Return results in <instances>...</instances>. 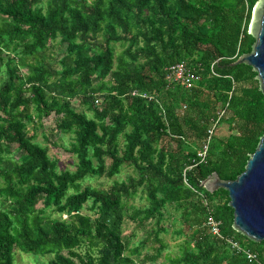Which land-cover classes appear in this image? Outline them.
Here are the masks:
<instances>
[{
	"label": "trees",
	"instance_id": "trees-1",
	"mask_svg": "<svg viewBox=\"0 0 264 264\" xmlns=\"http://www.w3.org/2000/svg\"><path fill=\"white\" fill-rule=\"evenodd\" d=\"M257 2L0 0V264H15V247L54 254L49 264H137L150 237L159 246L141 261L155 262L166 247L169 206L179 224L174 239H182L171 264H264V241L234 227L228 191L202 185L214 172L236 179L264 135L257 72L233 64L252 50ZM56 43L65 45L57 60L49 53ZM178 62L201 73L190 89L167 80V67ZM221 112L201 161L198 150ZM53 114L57 130L74 134L66 148L77 158L74 170L58 171L30 132ZM223 126L227 133L218 134ZM126 167L136 175L90 183ZM140 190L147 203L130 217L137 227L155 226L131 246L125 202Z\"/></svg>",
	"mask_w": 264,
	"mask_h": 264
},
{
	"label": "rangeland",
	"instance_id": "rangeland-1",
	"mask_svg": "<svg viewBox=\"0 0 264 264\" xmlns=\"http://www.w3.org/2000/svg\"><path fill=\"white\" fill-rule=\"evenodd\" d=\"M116 53H120L123 49L121 44H116ZM65 45H61L60 43H56L54 48H51L49 53L57 60L58 57L62 55L64 52ZM54 61L53 66L57 67V61ZM26 71V69H24ZM74 107L80 112H86L90 117L93 116L91 110H89L86 106L82 105L78 99H74L72 101ZM98 106L101 103H97ZM57 118L53 114L48 119H45L41 124L39 122L36 123L35 127L37 129H32L30 132H36L35 140L42 145H45L49 148V155L53 159L58 160L57 170H65L70 169L74 170L76 167L77 158L69 153L66 148L70 147L71 142L74 139V134L72 133H65L56 129ZM227 133L226 126H223L218 134ZM15 156V153H14ZM16 156L18 154L16 153ZM135 176L136 173L131 167H126L124 171L114 177L113 179H102L100 181H92L90 182L94 186L101 187L103 184L110 185L113 183L114 179L116 180H126L128 176ZM6 182L3 179H0V187L5 186ZM147 203L146 199L143 197V192L140 190L139 194L135 197L130 199L129 201L125 202V220L123 223V230L124 233L127 235H132L131 246H134L139 243V241L144 240L149 235V232L152 228H154V223L149 221L145 227H137L135 221L130 217L132 210L135 207H142ZM0 204H1V197H0ZM168 213H166L163 224H165L168 228V231L162 232L161 237L166 244V247L160 253V256L155 262H147L146 264H171L170 258L176 257L182 254V248L180 247V243L182 239H174V231L179 228V224L175 222L176 220V213H174V209L169 206L167 208ZM49 213V210L47 211ZM66 215H63V218H66ZM159 246V243L155 241V238L150 237L147 246L143 248L142 255L134 256L137 261V264H145L142 263V259L145 256H151L156 253L155 248ZM87 247L82 246L78 250L81 253L86 251ZM65 254H68V251H64ZM54 254H35V253H28L23 251L20 247H15L13 252V258L15 264H49V262L53 259ZM77 261V259H76Z\"/></svg>",
	"mask_w": 264,
	"mask_h": 264
},
{
	"label": "water",
	"instance_id": "water-1",
	"mask_svg": "<svg viewBox=\"0 0 264 264\" xmlns=\"http://www.w3.org/2000/svg\"><path fill=\"white\" fill-rule=\"evenodd\" d=\"M249 33L255 37L251 52L233 64L251 65L264 93V0H258L254 7ZM202 185L209 192L226 189L234 210L235 229L255 241H264V135L236 179H223L214 172Z\"/></svg>",
	"mask_w": 264,
	"mask_h": 264
},
{
	"label": "built area",
	"instance_id": "built-area-1",
	"mask_svg": "<svg viewBox=\"0 0 264 264\" xmlns=\"http://www.w3.org/2000/svg\"><path fill=\"white\" fill-rule=\"evenodd\" d=\"M201 79H202L201 73L196 68L188 66L185 62H178V63L172 64V65L167 67V80H168L169 84H178L182 87L190 89L193 86H195L196 83L198 81H200ZM133 94L139 95L142 97H148L149 99L154 98V96H149L146 93H140L138 91H134ZM99 102H100V100L97 99L96 103H99ZM161 107H162V113L166 114L165 108L163 106H161ZM222 115H223V112H221L218 119L214 120L213 124L209 127V129L207 131L208 132V138L205 142H203L202 146L198 150V156L201 158V161H206V159H207L211 139L214 136V134L218 128L219 120H220ZM165 119H166V117H165ZM189 168H192V166H190ZM184 180H185L186 184L189 185V182H188V179L186 176V170L184 172ZM209 224L211 225L213 233H215V234L220 233V229H219V225H218L219 223L217 221H215L212 217H210V219H209ZM233 244H234V246H238L237 242H233ZM247 255L251 259H256V254L248 252Z\"/></svg>",
	"mask_w": 264,
	"mask_h": 264
}]
</instances>
